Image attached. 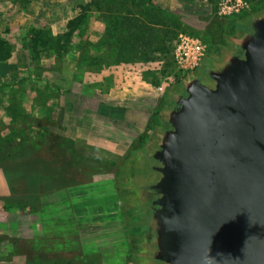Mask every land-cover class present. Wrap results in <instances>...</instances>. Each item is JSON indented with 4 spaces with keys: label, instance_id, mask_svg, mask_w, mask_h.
Segmentation results:
<instances>
[{
    "label": "rangeland",
    "instance_id": "rangeland-1",
    "mask_svg": "<svg viewBox=\"0 0 264 264\" xmlns=\"http://www.w3.org/2000/svg\"><path fill=\"white\" fill-rule=\"evenodd\" d=\"M248 1L0 0V264H128L126 164L182 78L178 35L247 33Z\"/></svg>",
    "mask_w": 264,
    "mask_h": 264
},
{
    "label": "water",
    "instance_id": "water-1",
    "mask_svg": "<svg viewBox=\"0 0 264 264\" xmlns=\"http://www.w3.org/2000/svg\"><path fill=\"white\" fill-rule=\"evenodd\" d=\"M215 62L209 87L191 71L148 140L162 174L152 227L168 264H264V9Z\"/></svg>",
    "mask_w": 264,
    "mask_h": 264
},
{
    "label": "flooded vegetation",
    "instance_id": "flooded-vegetation-1",
    "mask_svg": "<svg viewBox=\"0 0 264 264\" xmlns=\"http://www.w3.org/2000/svg\"><path fill=\"white\" fill-rule=\"evenodd\" d=\"M251 19V16L250 18ZM239 20H228L227 26L229 34L222 44L211 45L207 49L206 56L199 66L198 76L201 81L212 82L206 84L213 87L215 82L213 76L215 73V62L228 61L231 55L239 56L241 49L235 44L234 38L241 37L246 32L243 27H238L234 23ZM252 30H249L251 32ZM194 69V70H195ZM205 84V83H204ZM169 93L171 95L169 96ZM177 93L187 96L184 85L178 82L165 92L169 96V106L165 109H175L178 107L173 99ZM169 123L160 119L151 130L170 129ZM149 130V132L151 131ZM148 132V134H149ZM146 135L145 142L140 144L138 150L134 152V157L126 164V173L124 181L125 198L121 204L126 203V212L131 218V240H128L127 250L131 252L133 258L128 264H168L157 258L158 249L155 248L154 242L157 239V232L152 227L155 210L159 207L155 201L159 194L153 189V185L159 181L162 174L157 170L162 164L155 159L153 153L160 149L156 144L151 143Z\"/></svg>",
    "mask_w": 264,
    "mask_h": 264
},
{
    "label": "built area",
    "instance_id": "built-area-1",
    "mask_svg": "<svg viewBox=\"0 0 264 264\" xmlns=\"http://www.w3.org/2000/svg\"><path fill=\"white\" fill-rule=\"evenodd\" d=\"M250 8L251 3L248 0H218V13L228 19H233L249 11ZM206 52L207 45L201 38L180 33L173 51L176 66L173 74L184 78L201 64ZM160 89H163V87L161 86Z\"/></svg>",
    "mask_w": 264,
    "mask_h": 264
},
{
    "label": "trees",
    "instance_id": "trees-1",
    "mask_svg": "<svg viewBox=\"0 0 264 264\" xmlns=\"http://www.w3.org/2000/svg\"><path fill=\"white\" fill-rule=\"evenodd\" d=\"M180 82V81H179ZM169 95H171V93H169ZM169 96H165V98H164V103H163V105H162V108L163 109H165V108H168V106H169V98H168Z\"/></svg>",
    "mask_w": 264,
    "mask_h": 264
}]
</instances>
